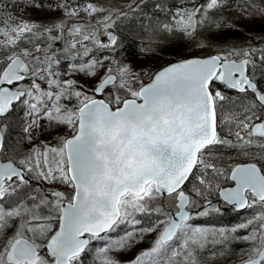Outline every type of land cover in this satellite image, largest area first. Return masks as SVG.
Wrapping results in <instances>:
<instances>
[{"label":"snow or ice","instance_id":"1","mask_svg":"<svg viewBox=\"0 0 264 264\" xmlns=\"http://www.w3.org/2000/svg\"><path fill=\"white\" fill-rule=\"evenodd\" d=\"M28 2L0 0V154L8 147L4 121L15 103L27 106L22 141L0 160V264H84L82 253L93 239L104 240L101 234L120 224L139 223L136 213L158 216L139 230L141 236H157L128 264H201L200 254L215 259L226 255L231 243L244 245L235 253V264H264V89L252 79L257 62L264 66V47H233L151 75L91 60L73 64L71 72L92 83L61 79L59 52L78 46L87 51L89 44L115 46L117 37L107 29L139 4L133 0L128 11H110L91 2L60 0L56 8L72 23L40 29L14 14ZM222 3L207 0L191 10L181 8L173 24L162 27L190 37L196 18ZM248 9L264 16V7L246 0ZM81 13L104 15L92 23ZM98 32L107 34L108 44L97 39ZM229 91L245 95L237 103ZM218 120L235 144L219 135ZM21 142L30 145L27 151L20 149ZM216 145L239 146L255 162L225 170L208 159ZM227 180L235 187L220 186ZM213 191L233 209H258L238 226L246 234L232 235L233 228L221 231L219 240L210 239V230L187 223L209 209L220 211L210 200L200 212L186 210ZM158 199L166 205L150 208ZM137 239L128 232L99 248V264H121L110 253ZM217 247L220 251L213 250Z\"/></svg>","mask_w":264,"mask_h":264},{"label":"rangeland","instance_id":"2","mask_svg":"<svg viewBox=\"0 0 264 264\" xmlns=\"http://www.w3.org/2000/svg\"><path fill=\"white\" fill-rule=\"evenodd\" d=\"M59 2L60 0H29L23 7L15 9L14 14L20 16L25 21L36 24L40 29L52 27L61 22L65 24L72 23V20L65 16L63 10L56 8ZM75 2L82 5L91 2L110 11L121 9L128 11L127 6L133 0H75ZM157 2H159V5H155ZM135 3H137L136 0ZM206 3L207 0H152L151 4H154L153 11L145 13L147 17L144 18L147 19L149 14L153 16L155 14L154 12H158L159 14L157 17L150 16L147 23L145 21L144 23L139 22V25L135 24L137 28L141 26V30L143 31L142 37L141 35L138 37L135 36V32L132 34L131 28L128 26L132 22L133 16L142 11L139 5L135 11L128 12L127 16L116 19L114 25L107 29L108 32L113 31L117 37L115 46L109 45L108 48H103L99 45L89 44L87 51L78 46L76 50H70L67 53L59 52L60 64L57 67V71L60 73V78H75L82 82L92 83V81L87 80L83 75L73 74L71 72V66L73 64H84L91 62V60H100L105 68L112 62H118L119 64L130 65L138 73L146 72L151 75L157 71L156 69L159 67L162 58L170 54L179 53L185 55L186 53H191V55L206 57L220 51L230 50L233 47H264V16H261L259 13H254L253 9L245 11L246 0H223L219 8L204 10V14L196 18L197 27L190 37L178 30L166 31L162 27L164 24H173V15L177 10L181 8L191 10ZM247 3H254L260 7H264V3L261 0H247ZM9 11H12V9H5V12ZM103 15L104 13H98L93 17H88L81 13V17L84 20L91 21L92 23H95ZM3 18V16H0V19ZM76 21L79 22L80 17H77ZM132 38H136V53L133 56L127 57L125 48L131 42L130 39ZM97 39L104 44L109 43L107 34L104 32H98ZM201 44L205 45V47H200L199 45ZM63 46V42L57 45L58 48ZM257 65L260 66V63L257 62ZM145 82H148L147 77H145ZM14 109L15 111L11 112L8 119L4 121L7 124V128L5 129V144L8 147L6 152L0 154V160H3L4 156L11 152V147L16 145L17 141H22L24 136L22 127L27 118V106L17 103ZM60 131L63 133L64 129L62 128ZM225 132V135L223 133L221 137L235 144V138L228 135L227 130ZM44 139H48V137L38 135V140ZM19 147L27 151L30 145H27L26 142H21ZM208 159L225 170L230 169L238 163L255 162L249 156L245 155L244 150L239 146L232 147L229 145L214 147ZM219 182L221 187L230 184V180ZM191 187V184L186 183L185 190L190 192ZM59 190L70 191V189L64 186H59ZM195 199L199 201V206L190 207L197 210V212L203 210L207 200L212 201L214 207L220 209L219 212L209 209L208 215H193V219L187 221V223L192 224L194 227L210 230V239L214 238L219 240L222 238L220 235L221 231L228 233L233 228H237V231L232 233V235L241 236L246 234V230L239 229L238 226L248 219L253 218L254 214L258 211L257 208H252L245 209L242 212H235L219 199L215 191L206 194V200H200V198ZM5 204L7 206L8 202H5ZM162 204L166 205V200L158 199L151 203L150 208L159 207ZM175 211L173 208L172 212ZM135 219L140 222L132 223L129 221L120 224L115 231L102 234L105 236L104 240L93 239L86 253H82L84 264H99L96 250L125 237V233L128 232H134L136 234L138 238L137 242L131 243L124 251L110 253L121 264H128V262L133 261L143 251L150 249L153 246L157 232H151L141 236L139 230L155 224L158 216L156 214L144 215L136 213ZM175 247L177 250H181L180 243H175ZM242 247L244 245L231 243L230 248L225 249L226 255L217 256L215 259L210 257L207 252H204L200 254L201 264H235V253ZM213 250L220 251V248L217 247Z\"/></svg>","mask_w":264,"mask_h":264},{"label":"trees","instance_id":"3","mask_svg":"<svg viewBox=\"0 0 264 264\" xmlns=\"http://www.w3.org/2000/svg\"><path fill=\"white\" fill-rule=\"evenodd\" d=\"M137 3L140 5V7L142 8V11L138 12L136 15L133 16L132 18V22H130V24L128 25L130 28H131V33L133 34V32L136 33L135 36H140L142 37L143 35V31L141 30V26H139L138 28L135 27V24H140L139 22H145L147 23V21H149L150 19V16L151 14H149L148 18L145 19L144 17H147V14L145 13H148L150 11H153V7H154V4H151L152 0H136ZM158 4L159 5V2L155 3V5ZM155 14H153V16L157 17L158 16V12H154ZM151 16V17H153ZM136 38H132L130 39L131 42H129L128 45H126V55L127 57H130V56H133L135 53H136V45H137V42L135 40ZM199 55H191L186 53L185 55L184 54H170L169 56H164L162 58V61L161 63L159 64V67H157L156 70H159L160 68H162L163 66L171 63V62H174V61H177V60H181V59H186V58H190V57H197ZM217 146V145H216ZM215 146V147H216ZM228 209V207H227Z\"/></svg>","mask_w":264,"mask_h":264},{"label":"flooded vegetation","instance_id":"4","mask_svg":"<svg viewBox=\"0 0 264 264\" xmlns=\"http://www.w3.org/2000/svg\"><path fill=\"white\" fill-rule=\"evenodd\" d=\"M252 79L254 82H259V87L264 89V67L263 66H256L255 70H254V73L252 75ZM227 95H230L234 98V100H236L237 103L240 102L241 99H243L244 95L245 94H241V93H238L236 91H229L227 92ZM245 103H247L248 101L245 100L244 101ZM17 104V103H16ZM15 104V105H16ZM14 105V106H15ZM13 106V107H14ZM220 125V121L218 120V127H217V132L219 133V135L221 136L223 133L225 135V130H227L226 127H221L219 126ZM6 141V140H5ZM6 143V142H5ZM219 145H217L216 147H218ZM246 163H250V162H246ZM238 164H243V163H238ZM237 165V164H236ZM235 166V165H234ZM233 166V167H234ZM234 185V182H232L230 180V184L227 185V186H233ZM229 208L233 209L230 205H227ZM235 212H242V211H236V209H233ZM244 211V210H243Z\"/></svg>","mask_w":264,"mask_h":264},{"label":"water","instance_id":"5","mask_svg":"<svg viewBox=\"0 0 264 264\" xmlns=\"http://www.w3.org/2000/svg\"><path fill=\"white\" fill-rule=\"evenodd\" d=\"M109 32H111L113 35H115V33H114L113 31H109ZM107 39H108V38H107ZM206 57H207V56H206ZM190 58H193V57H190ZM190 58H186V59H190ZM197 58H205V57L197 56ZM186 59H181V60H177V61L171 62V63H169V64L163 66L162 68H160V69L157 70L156 72L162 70L163 68L169 66L170 64H174V63L180 62V61H182V60H186ZM97 98H100V97H97ZM15 104H16V103H15ZM186 183H187V182H186ZM185 185H186V184H185ZM225 187H235V183H234L233 186H225ZM219 199L222 201V198L219 197ZM222 202H223V201H222ZM212 203H213V202H212ZM186 210L190 211V212L193 213V214H195V213L197 212V210L192 209L190 206H189ZM243 210H245V209H236V211H243ZM102 234H104V233H102ZM102 234H101V235H102Z\"/></svg>","mask_w":264,"mask_h":264},{"label":"bare ground","instance_id":"6","mask_svg":"<svg viewBox=\"0 0 264 264\" xmlns=\"http://www.w3.org/2000/svg\"><path fill=\"white\" fill-rule=\"evenodd\" d=\"M27 116V115H26ZM27 119V118H26Z\"/></svg>","mask_w":264,"mask_h":264}]
</instances>
